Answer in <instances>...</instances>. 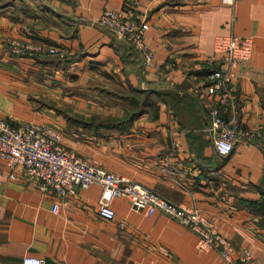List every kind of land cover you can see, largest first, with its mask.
<instances>
[{
    "label": "crops",
    "instance_id": "0c3cea01",
    "mask_svg": "<svg viewBox=\"0 0 264 264\" xmlns=\"http://www.w3.org/2000/svg\"><path fill=\"white\" fill-rule=\"evenodd\" d=\"M106 7L148 23L150 63L98 22ZM217 34L253 42L238 64L240 130L225 155L205 129L203 100V61ZM9 36L56 52L12 53ZM50 55L57 61L40 58ZM143 91L150 105L136 116L116 126L93 121L128 117ZM0 117L54 125L75 153L200 207L235 250L250 247L252 264H264V0H0ZM100 193L97 184L77 185L60 197L22 178L0 179V264H23L25 255L42 264H228L200 247L190 227L126 197L113 199V218L101 217Z\"/></svg>",
    "mask_w": 264,
    "mask_h": 264
},
{
    "label": "built area",
    "instance_id": "2783aa9c",
    "mask_svg": "<svg viewBox=\"0 0 264 264\" xmlns=\"http://www.w3.org/2000/svg\"><path fill=\"white\" fill-rule=\"evenodd\" d=\"M101 25L136 45L144 61L150 63L153 52L144 40L148 23L122 9L106 7L98 17ZM5 48L16 54L32 56L55 52V46L20 36H9ZM249 36L217 34L213 54L204 58V104L207 106L206 131L211 135L215 150L228 154L240 130L234 115L235 79L238 64L252 53ZM61 131L51 124L36 120L10 121L0 117V157L6 168L0 166V179L22 178L34 182L41 189H51L60 197L75 191L77 185L97 184L101 188L98 212L101 217L113 218V199L126 197L133 208L158 210L190 227L198 234L200 247H213L228 264H252L250 247L235 250L229 238L220 232L203 210L191 204L172 201L129 176L111 171L95 157L81 156L61 141ZM61 203L55 201L52 210ZM23 264H42L41 257L25 255Z\"/></svg>",
    "mask_w": 264,
    "mask_h": 264
},
{
    "label": "trees",
    "instance_id": "16d2710c",
    "mask_svg": "<svg viewBox=\"0 0 264 264\" xmlns=\"http://www.w3.org/2000/svg\"><path fill=\"white\" fill-rule=\"evenodd\" d=\"M42 60L45 61H57V56H46V57H40ZM143 93L140 97L139 100L136 99L135 101V106L133 108L132 113L126 118H120V117H113V116H107L104 118H94L93 121L96 124H104V125H109V126H116L119 125L123 122V120H129L130 118L134 117L137 115L138 112L141 110H144L147 106L150 105V100H149V95L148 92L143 91Z\"/></svg>",
    "mask_w": 264,
    "mask_h": 264
},
{
    "label": "rangeland",
    "instance_id": "374dc122",
    "mask_svg": "<svg viewBox=\"0 0 264 264\" xmlns=\"http://www.w3.org/2000/svg\"><path fill=\"white\" fill-rule=\"evenodd\" d=\"M55 52H56V50H55ZM55 52H53V53H55ZM49 54H52V53H49ZM144 59V58H143Z\"/></svg>",
    "mask_w": 264,
    "mask_h": 264
}]
</instances>
